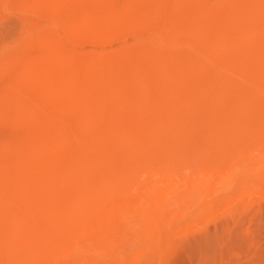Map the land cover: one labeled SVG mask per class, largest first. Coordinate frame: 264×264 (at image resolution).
Listing matches in <instances>:
<instances>
[{
    "label": "rangeland",
    "instance_id": "rangeland-1",
    "mask_svg": "<svg viewBox=\"0 0 264 264\" xmlns=\"http://www.w3.org/2000/svg\"><path fill=\"white\" fill-rule=\"evenodd\" d=\"M207 234L264 264V0H0V264H200Z\"/></svg>",
    "mask_w": 264,
    "mask_h": 264
},
{
    "label": "bare ground",
    "instance_id": "bare-ground-1",
    "mask_svg": "<svg viewBox=\"0 0 264 264\" xmlns=\"http://www.w3.org/2000/svg\"><path fill=\"white\" fill-rule=\"evenodd\" d=\"M139 1V0H138ZM134 3H137V2H134ZM139 4H141V3H139ZM136 6V5H135ZM94 7V6H93ZM101 7H102V5H101ZM100 7V8H101ZM90 10V9H89ZM102 10V9H101ZM96 11V10H95ZM98 11V10H97ZM96 11V12H97ZM104 11V10H103ZM99 12V11H98ZM101 13V12H100ZM102 14H103V12H102ZM105 14V13H104ZM100 15V14H99ZM104 16V15H103ZM103 16H102V18L101 19H103ZM124 16V15H123ZM105 17V16H104ZM125 17V16H124ZM139 17V16H138ZM111 18V17H110ZM100 19V20H101ZM106 19V18H105ZM86 20V19H85ZM114 20V19H113ZM129 20V19H128ZM105 20H103V22H104ZM108 21V20H107ZM83 22H84V20H81V23H82V25H83ZM98 22V21H97ZM100 22V21H99ZM110 22V21H109ZM108 22V23H109ZM79 23V22H78ZM95 23H96V20H95ZM108 23H106V25L108 24ZM98 24V23H97ZM102 24H104V23H102V20H101V25ZM105 25V24H104ZM95 26V25H94ZM103 26V25H102ZM98 27H99V24H98ZM92 28V27H91ZM103 28V27H102ZM89 31V30H88ZM89 33V32H88ZM61 175V174H60ZM61 178V177H60ZM59 178V179H60ZM63 178V177H62ZM62 181H63V179H62ZM120 202V201H119ZM112 203V202H111ZM110 204V203H109ZM113 204V203H112ZM111 204V205H112ZM72 205V204H71ZM75 206L77 207V205L75 204ZM70 207H72V206H70ZM75 208V207H74ZM78 208V207H77ZM71 211H72V209H70ZM76 211V210H75ZM74 212V211H73ZM69 213V212H68ZM76 213V212H75ZM78 213V212H77ZM71 213H69V214H67L66 215V217L68 216V215H70ZM73 214V213H72ZM75 215H77V214H75ZM79 215V214H78ZM63 218H65V215L64 216H62ZM62 217L60 216V219H62ZM68 217H70V216H68ZM67 217V220L69 219ZM71 217H73V215H71ZM80 217H81V214H80ZM60 219H59V217H58V219H56V218H54V220H55V222L56 223H58L59 224V221H60ZM75 219H77V218H75ZM81 219V218H80ZM63 220V219H62ZM60 221V223H61V225L63 226H65L66 224H63V223H67L68 221H65V222H63V221ZM66 220V219H65ZM71 220V219H70ZM78 221H79V218L77 219ZM77 220H76V222H77ZM82 220V219H81ZM58 221V222H57ZM73 222L72 223H74L75 221L74 220H72ZM54 221H53V223H55ZM71 222V221H70ZM55 223V224H56ZM71 223V224H72ZM54 224V225H55ZM58 224H56V226H54L55 228H53L55 231H57V232H61V234H63V235H71V230L70 229H68V228H65L64 226L62 227V228H60L61 226L59 225V228H58ZM68 224V223H67ZM77 224V225H76ZM74 223V225H76V227H79V225H78V223ZM70 225V224H69ZM73 225V226H74ZM67 226V225H66ZM72 226V227H73ZM94 226H99V223H96V224H94ZM70 227V226H69ZM101 227V226H100ZM74 228V227H73ZM75 231H76V229H74ZM223 234V233H222ZM221 234V235H222ZM227 234V233H226ZM219 235V234H218ZM218 235H213V234H211V235H208L207 234V236L201 241V243H200V250L199 251H197V252H199V253H201L202 252V254H201V258H200V264H210V263H212L213 261H214V257H213V255H215V253H216V251L217 250H221V245H222V241H223V237H221L220 235L218 236ZM230 239V238H229ZM231 240V239H230ZM232 242V241H231ZM225 243H226V241H225ZM194 244H196V243H194ZM228 244H229V241H228ZM226 245V244H225ZM234 245V244H233ZM191 246H192V244H191ZM195 246H197V245H194V247ZM186 247H188V246H186ZM193 247V246H192ZM198 247V246H197ZM226 247V246H225ZM234 247V246H233ZM193 250L195 251V249L193 248ZM192 250V251H193ZM189 251H190V249H189ZM201 251V252H200ZM220 252V251H219ZM223 252V251H222ZM193 254V256H194V252H192ZM196 255V254H195ZM197 256V255H196ZM193 258V257H192ZM217 258V257H216ZM219 258V257H218ZM194 259V258H193ZM192 259V260H193ZM186 260V259H185ZM191 260V259H190ZM216 260V259H215ZM188 261V260H187ZM182 262V261H181ZM194 262V261H193ZM189 263V262H188Z\"/></svg>",
    "mask_w": 264,
    "mask_h": 264
}]
</instances>
